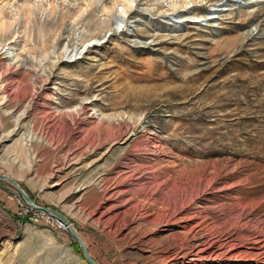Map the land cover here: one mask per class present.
Here are the masks:
<instances>
[{"label": "rangeland", "instance_id": "374dc122", "mask_svg": "<svg viewBox=\"0 0 264 264\" xmlns=\"http://www.w3.org/2000/svg\"><path fill=\"white\" fill-rule=\"evenodd\" d=\"M223 1L0 0V264H89L44 215L97 264H186L158 224L121 231L146 209L264 237V0ZM186 6L210 21L179 23ZM129 7L152 15L128 26L151 46L112 32ZM70 27L104 39L62 59Z\"/></svg>", "mask_w": 264, "mask_h": 264}, {"label": "bare ground", "instance_id": "6f19581e", "mask_svg": "<svg viewBox=\"0 0 264 264\" xmlns=\"http://www.w3.org/2000/svg\"><path fill=\"white\" fill-rule=\"evenodd\" d=\"M90 1L92 2V5L96 7H98L99 4L102 2V0H90ZM254 1H261V0H224L223 1L224 4L220 6H225V7L229 6L232 11L233 8L234 7L236 8V6H238V4H241V2L249 3ZM131 10L132 8L129 7L128 9H126L125 12H122L121 15L115 13L116 15H114V20L112 21V26H113L112 32H114L115 35L122 36L123 39H125L128 42L134 40L132 42L135 45L143 44L145 46H151V44H148V42L145 41L144 39H140L133 36L135 33L133 32V30L129 29L128 26L132 25L131 20H135L137 22L138 18L144 19L145 16L148 17V21L152 20L151 23L153 24L152 15H150L147 11H142V12L136 11L134 12V14H131ZM113 11L114 10L107 12L108 14H110L113 13ZM192 12L193 11L186 6L185 10L182 13H179L175 18L179 20L178 21L179 23H185L187 20H191V19L192 20L197 19L201 22L210 21L207 19V17L211 14L208 11H203L202 15L199 17L195 15L193 17ZM82 17L83 14L82 15L80 14L79 16L77 15L74 19V23L80 25V23L82 22L81 21ZM65 20L66 19H63L61 26H65ZM167 22L170 23L173 22V20H168ZM174 25H176L174 26L176 27L174 31H176L177 33L179 31V28H181V26H178L175 22ZM100 30H102L101 27L99 28L98 33H96L97 35L94 36L91 35L90 33L86 35L84 33L77 34L78 31L74 30V28L72 29L71 27L67 29L64 28L63 35L61 36V39L57 44V47L63 50L62 59L64 58L69 59L79 54H82L83 50L86 48V45L88 43H91L92 41H98L104 39V37L100 38V35L102 34V31ZM124 30L127 31L124 32ZM250 31L251 33L249 35H246V38L249 39V42L250 41L253 42L255 41L254 38H255V32H257V28H253ZM160 39L161 38L158 37L157 35L152 36L153 43H159ZM5 54L11 57L13 56V50L10 49L8 46H6ZM14 119H15V115H14ZM127 213L129 214V211ZM129 216L130 217L128 218L126 225L123 224L124 226L121 229L123 233L128 234L131 229H133V231L136 229L137 231L141 230V228L144 226L145 223H147V225L150 226L158 224L160 227H162V229L164 230L166 229L167 231H169V234H167L168 241H172L171 242L172 245L171 247H169L168 252H171L172 250L175 251L177 256L181 255V258L185 259L183 261L186 264H194L195 261H203V260L205 262L218 260V261H222L223 264H241L247 262L250 256L254 257L252 259H254L255 262L264 264V237H262L261 235L255 237L251 243L240 244L236 242L237 237H235V235L231 234L229 236L220 237L219 235L211 234L212 232L211 233L207 232L208 230H205L206 227H204L202 223L203 221L200 222L198 216L190 217L188 215H184L182 211L175 212L174 214L170 215L169 218L162 217L160 218L159 221H156V219H154L155 214L153 213L152 209L151 210L146 209L141 215H129ZM110 224L112 225V223ZM133 231L132 233H134ZM144 235L147 234L144 233ZM175 260L177 259L174 258L171 260V262Z\"/></svg>", "mask_w": 264, "mask_h": 264}, {"label": "water", "instance_id": "95a60500", "mask_svg": "<svg viewBox=\"0 0 264 264\" xmlns=\"http://www.w3.org/2000/svg\"><path fill=\"white\" fill-rule=\"evenodd\" d=\"M1 178H5V177H0ZM8 179L14 186L15 188L28 200L29 198L27 197V195L25 194V192L23 190L20 189L19 185L13 181L12 179H9V178H6ZM35 207V206H33ZM58 219L62 220L63 222H65L68 227H69V232L71 233V236L73 237V239L80 245L81 249L83 250L84 252V255L86 257V260L88 261L89 264H97L90 256L88 250H87V247L86 245L83 243V240L79 237L77 231L74 230L73 226L71 225V223L69 221H67L66 219H64L63 217L61 216H56Z\"/></svg>", "mask_w": 264, "mask_h": 264}, {"label": "built area", "instance_id": "2783aa9c", "mask_svg": "<svg viewBox=\"0 0 264 264\" xmlns=\"http://www.w3.org/2000/svg\"><path fill=\"white\" fill-rule=\"evenodd\" d=\"M44 216H47V218L49 219V221H51V224L55 229L69 232L68 225L62 220L58 219L57 217H54L53 215H44Z\"/></svg>", "mask_w": 264, "mask_h": 264}]
</instances>
